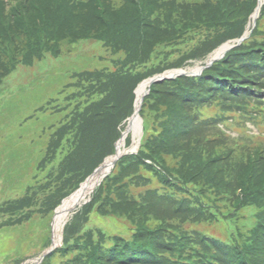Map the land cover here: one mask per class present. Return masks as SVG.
<instances>
[{
  "label": "trees",
  "instance_id": "obj_1",
  "mask_svg": "<svg viewBox=\"0 0 264 264\" xmlns=\"http://www.w3.org/2000/svg\"><path fill=\"white\" fill-rule=\"evenodd\" d=\"M129 2L125 0L124 5L115 8L107 0L0 1V80L17 64L30 66L46 50L57 53L54 49L60 35L68 37V42L101 40L112 51L123 55L114 61L113 70L75 74L78 79L72 84L76 88L74 95L87 96L89 103L73 108L67 121L59 119L51 133L49 141L54 146L49 154L52 155L55 146L64 153L56 169L46 180L26 189L22 196L0 204L11 215L19 214L20 220L14 222L25 220L37 208L45 216L50 215L104 157L113 153L114 143L120 136L119 126L132 112V91L142 79L165 69L183 67L190 59H202L220 42L238 37L255 5V0L243 3L232 0L210 9L206 5L195 6L191 26L197 25L196 21H204L210 28L224 31L219 32L220 29L205 41L203 49L197 45L190 52L184 50L175 56L165 46L187 24L171 20L168 15L165 25L151 21L140 2ZM190 8H185L184 17L191 16ZM260 15H264V10ZM259 30L258 21L253 34ZM19 38L21 47L16 57L12 53L16 49L13 42ZM246 41L198 77H178L150 87L140 110L145 135L138 152L124 155L116 162L117 173L112 171L94 191L80 212V223L64 229L62 249L75 251L74 264H254L253 248H256L254 245L261 233L260 219L264 216V186L254 181V186L249 187L253 190L240 191L238 195L234 189L217 186L207 176L213 170L206 167L202 153L199 156L190 145V139L201 149L208 142L201 137L206 106L221 100L223 95L233 99L240 92H247L248 86L238 83L244 77L247 84L259 73L264 77V40ZM161 54L164 56L159 58ZM151 59L153 62L147 65ZM262 77L248 84L253 98L264 96ZM170 157L189 164L188 169L176 170L180 177L172 173L175 168L168 166L170 162L166 158ZM52 158L49 157L50 161ZM143 171L152 176L143 175ZM154 180H158L164 194L146 189L139 196L134 194L136 198L133 196L138 183L142 186ZM221 180L224 181L222 176ZM213 192L221 196H214ZM191 199L197 203H191ZM218 203H233L232 208L253 204L263 210L259 212L260 219L255 222L251 219L244 231L235 225L232 244L171 223L178 214H183L185 221L206 219L212 214L209 206L218 211ZM206 209L208 212L203 213ZM93 211L101 217L124 215L132 227L130 238L89 228L88 216ZM8 224L6 219L2 223Z\"/></svg>",
  "mask_w": 264,
  "mask_h": 264
},
{
  "label": "rangeland",
  "instance_id": "obj_2",
  "mask_svg": "<svg viewBox=\"0 0 264 264\" xmlns=\"http://www.w3.org/2000/svg\"><path fill=\"white\" fill-rule=\"evenodd\" d=\"M108 1L115 8L122 5L120 0ZM170 1L174 7L166 8L165 13L168 18L186 23L194 21V7L204 2L203 0ZM186 4L191 7L190 17L183 16ZM262 29H264V21ZM190 32L196 35L195 31ZM261 36H264V33ZM20 39L13 42L16 49L12 50V53L17 54L16 57L21 47ZM67 40L68 37L60 35L59 44L54 49L57 53L46 50L30 66L17 64L13 71H8L0 80V204L22 196L26 193V189L46 180L49 173L56 169L57 163L62 161L61 157L64 154L62 148L58 149L55 146L52 155L49 154L48 151L54 146L49 138L58 124L59 117L62 116L57 109L71 111L75 105L74 101L79 100L78 98L72 101L68 99V96L76 90L70 85L77 81L72 76L86 70L101 68L112 70L113 62L121 56L120 53L111 52L100 42L93 40L68 42ZM191 66L194 64L187 67ZM218 114L220 111L214 105L206 106L203 110L202 118L206 119V122L202 128L201 137L208 142L203 143L202 149L199 144H194L190 139V145L194 147V151L199 156L202 153L207 168L213 170L207 176H211L217 186L234 189L235 195H238L240 191L253 190L249 187L254 186V181L260 182L262 184L260 187H263L264 152H261V148H264V132H259L260 127L256 129L237 115L231 116L229 112L223 115ZM259 122L264 123V119H260ZM211 123H219L217 128L230 138H224L223 135L217 138L216 126L208 127ZM50 156H53L51 161ZM170 158L166 160L170 162L169 167L175 168L172 171L174 175L179 176L176 170L189 168V164H182L179 158ZM259 170H263L262 173L258 174ZM112 171L117 173V169ZM146 173L151 175V173L142 172L143 175ZM221 176L224 181L221 180ZM146 189H156L159 194H164L158 180H154L142 186L138 183V188L132 192L133 196L136 198L134 194L139 196ZM213 195L221 196L218 192H213ZM186 197L190 199L189 196ZM87 199L81 202L73 216L68 217L63 230L67 225L77 226L80 223L82 216L80 212L90 202V195ZM233 199L230 198V200ZM203 201L211 206L206 199ZM191 203L197 202L191 199ZM2 206L0 208V264H36L34 259L50 247L54 210L50 215L45 216L43 211L37 208V211H32L25 220L17 223L14 220H20L19 214L11 215L9 210ZM17 206L14 207L15 211ZM210 206L212 214L206 219L198 221L197 218H190L185 221L183 214H178L171 223L232 244L233 240L235 241L232 236L235 225L244 231V222L248 219L254 222L260 219L257 206L250 208L251 210L243 206L233 209V203H218V211ZM25 212H21L22 215ZM207 212V209L203 211V213ZM247 213H251L250 216ZM5 219L9 221L7 226L2 225ZM88 219L89 228H99L110 236L120 235L129 239L132 234V227L124 215L101 217L93 211ZM63 230L59 236L60 239H64ZM62 247L63 241L57 252L38 264H74L75 251L63 250ZM252 262L256 264L255 255Z\"/></svg>",
  "mask_w": 264,
  "mask_h": 264
},
{
  "label": "bare ground",
  "instance_id": "obj_3",
  "mask_svg": "<svg viewBox=\"0 0 264 264\" xmlns=\"http://www.w3.org/2000/svg\"><path fill=\"white\" fill-rule=\"evenodd\" d=\"M219 52H216L215 55H218ZM214 57V56H212ZM144 90V86H140L136 90V95L139 98L140 94ZM135 119V117L133 118ZM137 120H131L128 122L125 130L123 131V140L120 141L117 145V152L120 154L121 152L126 151L125 141L126 137L131 134L132 139H135V136L137 135ZM134 145V144H133ZM134 148L133 146L130 148V150ZM113 157L106 159L105 164L101 167L99 171H97L94 175L89 177L80 187L79 191L76 192L71 197L65 199L62 204L57 208L55 215L53 216V223H52V236L55 243H58L60 240V234L62 232V227L64 226L66 220L68 219L70 213L73 212L75 207L80 205L82 201L87 200V197L92 193L93 188L97 181L99 180L100 176L102 174H105L109 168L110 163L112 161Z\"/></svg>",
  "mask_w": 264,
  "mask_h": 264
},
{
  "label": "water",
  "instance_id": "obj_4",
  "mask_svg": "<svg viewBox=\"0 0 264 264\" xmlns=\"http://www.w3.org/2000/svg\"><path fill=\"white\" fill-rule=\"evenodd\" d=\"M181 74H185V73H182L180 70H173L170 74H168L167 72L161 74V75H157V76H154L150 79H148L145 83V85L149 88V86L153 83V82H156V81H159V80H162V79H166V78H172V77H175L177 75H181ZM148 93V89L144 90V92L140 95V98L136 99L135 100V103H134V109H133V113L132 115L130 116L129 118V121L130 119L131 120H137V132H138V136H137V141H136V144L139 145V141H140V138H141V135H142V129H141V118L139 117L138 115V112H139V109H140V104H141V101H142V98ZM135 117V119H133ZM123 137V133L120 137V139L117 141L118 143L121 141ZM118 145V144H117ZM119 157V155H117L115 157V159L112 160V162L110 163V166H113L115 164V161L116 159ZM104 164H102L101 166H99L94 172L92 175H94L97 171H99L101 169V167L103 166ZM91 175V176H92ZM90 176V177H91ZM88 179V178H87ZM86 179V180H87ZM85 180V181H86ZM76 193V191L74 192ZM73 193V194H74ZM72 194V195H73ZM55 215V214H54ZM61 242V241H60ZM58 245H60V243H55L54 242V239H53V236H52V243H51V246L49 249H47L45 252H43L39 257H37L36 259H34V261L36 262V264H38L39 262L42 261L43 257L47 254H49L52 250H54Z\"/></svg>",
  "mask_w": 264,
  "mask_h": 264
}]
</instances>
